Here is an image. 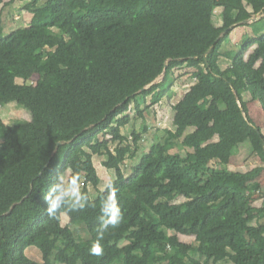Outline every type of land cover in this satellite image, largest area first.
<instances>
[{"label":"trees","instance_id":"trees-1","mask_svg":"<svg viewBox=\"0 0 264 264\" xmlns=\"http://www.w3.org/2000/svg\"><path fill=\"white\" fill-rule=\"evenodd\" d=\"M10 1H27L33 16L5 35L0 13V104L15 101L31 118L6 123L0 116V264H264V206L253 207L246 191L264 165H228L247 141L264 162V133L244 99L249 93L264 109V17L248 21L264 12V0ZM236 26L250 31L238 51L228 49ZM182 63L195 81L174 104L175 129L126 176L123 166L149 131L145 111L172 98L174 67ZM133 107L144 123L131 140L122 128ZM104 151L123 219L94 256L107 194L94 157ZM67 171L79 174L88 202L61 209L70 218L63 224L60 212L47 215L44 196ZM80 229L90 238L82 240ZM31 246L42 262L27 254Z\"/></svg>","mask_w":264,"mask_h":264},{"label":"rangeland","instance_id":"rangeland-1","mask_svg":"<svg viewBox=\"0 0 264 264\" xmlns=\"http://www.w3.org/2000/svg\"><path fill=\"white\" fill-rule=\"evenodd\" d=\"M27 1H16L11 2L10 0H5V2L0 6V13L3 15V20L5 24V32L4 34L7 35L11 31L21 28V27H27L30 25L33 14L26 9ZM221 8H218L216 10V16L214 17L215 24H222L223 23V16L221 12ZM255 18L261 19L264 17L263 8L262 10L255 16ZM237 26L234 28L232 32V38L231 42L228 44V49H233L237 44H242L246 39V34H250V31L247 30V28L236 29ZM57 33V32H54ZM255 46L250 48V50L247 53V56ZM240 49V46L236 47L235 50L238 51ZM52 52V50H50ZM224 60V61H223ZM223 66H228L231 62L227 59H222L220 62ZM233 63V62H232ZM236 67L238 66L237 63H233ZM193 69L188 66L187 63H182L174 67V73H173V80L174 84L172 87L173 90V96L172 98L166 97L162 100V102L152 105L151 108L145 111V122L149 127V131L146 133H142V125L144 123L143 118L138 116L137 112H135L134 107L130 111L131 116V122L126 126L122 128L123 134L130 137L132 140V134L133 131H138L139 133L143 134L142 139V150L138 153L136 158L128 160L127 164L123 166L125 175L128 176L133 172V169L136 164H139L141 162V159L143 155H141L143 152L147 151L154 143L160 141L167 130L169 129H175L174 125V104L177 103L180 99L183 98V96L186 94L190 86L193 84L194 77H193ZM39 75L36 74L32 78L31 82L33 84H36L39 81ZM19 82H23V80L18 79ZM159 81V80H158ZM44 82L50 86L56 87L58 85V78L53 76H46L44 79ZM245 101L248 102L249 107V114L251 118L254 120L257 126L262 128V131L264 132V109L262 106L257 102L253 101L249 95V93L244 94ZM0 116L4 119L6 123H14L18 118H24V119H30V113L23 108L21 105H19L17 102L13 101L7 104H0ZM1 143V140H0ZM245 144H250L249 141H247ZM114 144H112V148H114ZM245 145L241 148L242 151L240 154H238L235 158L230 160L228 162V165L232 169L236 170H248V168H254L257 165H264V162L260 160V158L254 153L253 150H248V152L244 148ZM248 148V147H247ZM174 151L186 153L187 149L185 148H175ZM107 158V152L104 151L102 155H96L94 157V162L96 165V168L98 170V173L101 177V183L99 188L104 190L106 188V185L110 183L113 179L116 178V172L114 169H109L106 166L103 165V162ZM71 174V171H67L65 173V180L69 179ZM261 184H262V192H261V185L260 184H253L248 185L246 187V191L248 194L254 196L255 193L259 192L260 196L257 198L256 202H254V199H252L253 204H260L264 202V177H260ZM259 178V179H260ZM92 194L95 195L96 190L92 189ZM256 199V197H255ZM186 198L181 197L178 199V201H185ZM62 222L64 224L69 223V215L66 213V211L63 212V210H60ZM77 227L72 225L71 228L74 230V232L77 234ZM80 233L82 236H84V239L87 240L90 238L87 232L80 229ZM170 233H175V231H170ZM78 235V234H77ZM179 237L182 241L192 244H197L196 237L195 236H189L184 235L182 233H179ZM82 238V237H81ZM27 254L33 258L36 261H43V254L40 251V249L36 246H31L27 249ZM166 264V263H165Z\"/></svg>","mask_w":264,"mask_h":264},{"label":"clouds","instance_id":"clouds-1","mask_svg":"<svg viewBox=\"0 0 264 264\" xmlns=\"http://www.w3.org/2000/svg\"><path fill=\"white\" fill-rule=\"evenodd\" d=\"M106 191L107 194L101 200L97 239L89 249L90 254L94 256L103 255L100 241L103 240L104 233L110 226L112 228L118 227L123 219V213L117 201V188L114 183H108ZM44 199L47 204L46 213L50 218H55L60 210L65 207L69 211L83 209L88 202L87 194L81 190V177L79 174H74L67 181L63 174H57L53 178Z\"/></svg>","mask_w":264,"mask_h":264},{"label":"crops","instance_id":"crops-1","mask_svg":"<svg viewBox=\"0 0 264 264\" xmlns=\"http://www.w3.org/2000/svg\"><path fill=\"white\" fill-rule=\"evenodd\" d=\"M216 25L219 26V24H216ZM220 25H222V24H220ZM242 28H245V27H239V26H238L236 29H239V30L241 29V30H242ZM248 33H249V32H247V34H248ZM246 37H247V36H246ZM261 129H262V128H261ZM262 132H263V131H262ZM263 133H264V132H263ZM247 147H248V148H247ZM244 148H245V150L248 149L249 151H250V150H253L250 144H247V146L245 145ZM248 150H246V151L248 152ZM241 151H242V149L240 150V152H241ZM231 169H232V168H231ZM250 169H251V168H248V170H250ZM245 171H246V170H245ZM70 175H71V174H70ZM69 177H70V176H69ZM261 177H264V172L262 173ZM261 180H262V179L260 178V179L258 180V182H256V184L258 183V184L261 185V192H262L263 190H262ZM253 184H255V182L249 183V185H253ZM248 195H249V198H250L251 202H253L252 199H254V202H253V203H255L256 200H257V198L260 196V193H259V192L255 193L253 197H252V195H250V194H248ZM255 197H256V199H255ZM253 203H252V206H253V207H263V206H264V202L261 203V205H260V204H253ZM69 219H70V218H69ZM253 223H254V224L257 223V220H255ZM63 224H64V223H63Z\"/></svg>","mask_w":264,"mask_h":264},{"label":"water","instance_id":"water-1","mask_svg":"<svg viewBox=\"0 0 264 264\" xmlns=\"http://www.w3.org/2000/svg\"><path fill=\"white\" fill-rule=\"evenodd\" d=\"M256 20H258V18H255V17H253V18H251V19H249L248 21H256ZM228 31V29H226L225 30V32L223 33V34H225L226 32ZM209 52V51H208ZM208 52H206V54L205 55H207L208 54ZM167 66V65H166ZM164 75H165V72L155 81V82H158V80L160 81L161 79H163L164 78ZM154 82V83H155ZM145 89H147V88H143V90H145ZM61 143H58V145H60Z\"/></svg>","mask_w":264,"mask_h":264}]
</instances>
